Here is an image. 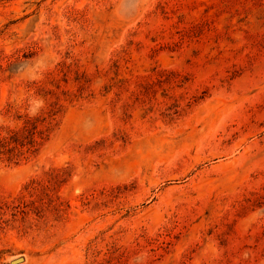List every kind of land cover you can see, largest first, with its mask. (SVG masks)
I'll return each mask as SVG.
<instances>
[{
	"label": "rangeland",
	"instance_id": "1",
	"mask_svg": "<svg viewBox=\"0 0 264 264\" xmlns=\"http://www.w3.org/2000/svg\"><path fill=\"white\" fill-rule=\"evenodd\" d=\"M264 264V0H0V264Z\"/></svg>",
	"mask_w": 264,
	"mask_h": 264
},
{
	"label": "water",
	"instance_id": "2",
	"mask_svg": "<svg viewBox=\"0 0 264 264\" xmlns=\"http://www.w3.org/2000/svg\"><path fill=\"white\" fill-rule=\"evenodd\" d=\"M21 260H22V258H17V259H15V260H13L12 263H13V264H16V263L20 262Z\"/></svg>",
	"mask_w": 264,
	"mask_h": 264
}]
</instances>
